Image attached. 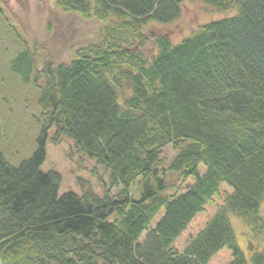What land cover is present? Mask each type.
I'll return each instance as SVG.
<instances>
[{"label":"trees","instance_id":"obj_1","mask_svg":"<svg viewBox=\"0 0 264 264\" xmlns=\"http://www.w3.org/2000/svg\"><path fill=\"white\" fill-rule=\"evenodd\" d=\"M197 1L233 14L174 42L142 28L177 20L182 0H57L101 22L95 41L40 69L28 50L13 58L25 81L42 80V121L29 157L0 152V264H207L223 248L226 264H264V0ZM62 138L114 193L59 194L61 175L40 166ZM222 184V204L175 249ZM231 215L249 229V260Z\"/></svg>","mask_w":264,"mask_h":264},{"label":"rangeland","instance_id":"obj_2","mask_svg":"<svg viewBox=\"0 0 264 264\" xmlns=\"http://www.w3.org/2000/svg\"><path fill=\"white\" fill-rule=\"evenodd\" d=\"M180 17L169 23L148 22L142 31L165 33L174 42L190 35L201 24L233 14V11H216L197 0H182ZM0 152L12 165L29 157L36 147V138L42 121V111L37 104L41 78L31 72L25 81L11 69L13 58L24 50L32 55L37 69L46 61L67 62L79 47L94 42V36L102 27L93 17H82L72 12H62L57 0H0ZM148 47L145 51H148ZM151 52V50H149ZM37 75V76H36ZM42 172L55 170L61 175L59 194L90 188L101 194L109 187L108 172L92 160L80 155L70 139L62 138L58 143H46ZM176 154L171 145L161 150L160 159L166 166ZM230 188L222 184L220 194L212 198L204 209L187 225L174 240L173 247L181 251L186 243L203 227ZM157 213L154 224L162 215ZM264 218V206L262 208ZM236 241L247 260L254 249L249 229L242 220L231 215ZM231 258L227 248L217 251L207 264H226Z\"/></svg>","mask_w":264,"mask_h":264}]
</instances>
